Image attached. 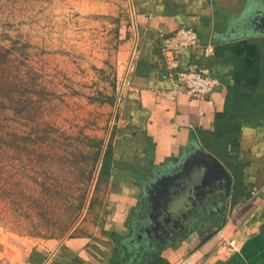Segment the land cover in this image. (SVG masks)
Listing matches in <instances>:
<instances>
[{
    "label": "crops",
    "instance_id": "1",
    "mask_svg": "<svg viewBox=\"0 0 264 264\" xmlns=\"http://www.w3.org/2000/svg\"><path fill=\"white\" fill-rule=\"evenodd\" d=\"M129 4L119 30L110 215L100 233L9 252L8 264H264V0ZM182 27L212 47L208 57L199 48L176 52L182 68L194 60L219 79L203 99L161 95L169 88L163 41ZM200 152L229 174L228 199L209 198L166 233L150 230L159 200L152 185Z\"/></svg>",
    "mask_w": 264,
    "mask_h": 264
},
{
    "label": "rangeland",
    "instance_id": "2",
    "mask_svg": "<svg viewBox=\"0 0 264 264\" xmlns=\"http://www.w3.org/2000/svg\"><path fill=\"white\" fill-rule=\"evenodd\" d=\"M129 9V0H0V264L9 252L103 229L99 163L89 181L62 163L89 151L87 138L112 145Z\"/></svg>",
    "mask_w": 264,
    "mask_h": 264
},
{
    "label": "water",
    "instance_id": "3",
    "mask_svg": "<svg viewBox=\"0 0 264 264\" xmlns=\"http://www.w3.org/2000/svg\"><path fill=\"white\" fill-rule=\"evenodd\" d=\"M230 186L231 178L225 168L210 155L200 152L197 163L194 158L188 159L177 173L163 176L152 185L153 194H158L159 200L154 201L150 230L166 233L215 195H223L226 201Z\"/></svg>",
    "mask_w": 264,
    "mask_h": 264
},
{
    "label": "built area",
    "instance_id": "4",
    "mask_svg": "<svg viewBox=\"0 0 264 264\" xmlns=\"http://www.w3.org/2000/svg\"><path fill=\"white\" fill-rule=\"evenodd\" d=\"M198 48L203 50L205 57L212 53V47L202 46L197 32L191 28H179L164 39V67L169 88L161 93L163 97L172 100L178 95H186L194 99H203L219 87V79L211 74L204 65L194 60L184 68L180 65L176 52L182 49L195 50Z\"/></svg>",
    "mask_w": 264,
    "mask_h": 264
},
{
    "label": "trees",
    "instance_id": "5",
    "mask_svg": "<svg viewBox=\"0 0 264 264\" xmlns=\"http://www.w3.org/2000/svg\"><path fill=\"white\" fill-rule=\"evenodd\" d=\"M87 140L90 141L89 145L86 146V148H88L89 151L75 150V152L73 151L71 154V156L74 158V161L73 160L65 161L62 164L68 163L69 165L71 163L73 166L77 167L78 169L75 175L80 179L82 178L86 181H89L92 178V174H93L95 167L99 163V167L97 170L96 183L97 185L104 184L105 186H107L108 180L111 175V167H112V155H113L112 145L110 144V142H108L105 148L102 150L103 142L101 139L87 138ZM15 149L20 150L18 146ZM38 154H39V157L37 160H39V158H42L43 153L40 152ZM38 154H36V157ZM65 154H67L66 151H65ZM55 155L56 154L54 152L51 153L50 155L51 161L52 160L54 161L53 157H55ZM65 158H67V156H64L62 159L66 160ZM44 160H46V158H44ZM49 164L50 163L47 162V164H45L47 166L45 167H48L49 168L48 170H52L51 165ZM66 173L68 175L70 174L69 171ZM81 202L82 200L80 201L78 205V209L81 207Z\"/></svg>",
    "mask_w": 264,
    "mask_h": 264
},
{
    "label": "flooded vegetation",
    "instance_id": "6",
    "mask_svg": "<svg viewBox=\"0 0 264 264\" xmlns=\"http://www.w3.org/2000/svg\"><path fill=\"white\" fill-rule=\"evenodd\" d=\"M210 204L211 202L209 201V202H207V204ZM207 204H203L201 207H203V209H206V208H208V209H210V206L209 205H207ZM208 214V211H205V215H207ZM174 238H172V240H173ZM165 240H171V238H167V239H165Z\"/></svg>",
    "mask_w": 264,
    "mask_h": 264
}]
</instances>
